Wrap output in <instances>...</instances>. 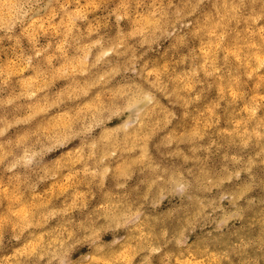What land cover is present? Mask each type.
<instances>
[{"label":"rangeland","instance_id":"obj_1","mask_svg":"<svg viewBox=\"0 0 264 264\" xmlns=\"http://www.w3.org/2000/svg\"><path fill=\"white\" fill-rule=\"evenodd\" d=\"M157 167L264 179V0H0V264H264L247 171L221 189L244 197L221 232L177 246L168 199L85 242L115 173L139 201Z\"/></svg>","mask_w":264,"mask_h":264},{"label":"clouds","instance_id":"obj_2","mask_svg":"<svg viewBox=\"0 0 264 264\" xmlns=\"http://www.w3.org/2000/svg\"><path fill=\"white\" fill-rule=\"evenodd\" d=\"M190 162V160H185L184 165ZM110 171L108 168H103L100 171L98 166L97 171L90 173L88 183H96L100 189H103L104 181ZM242 171L249 173V191H254L257 188L264 190V179L251 175L250 169L237 170L213 179L203 167L198 169L157 167L152 170L151 176L147 179L148 194H145L139 201H129L127 181L131 180L132 177L129 175L122 181L119 178V173H115L117 179L114 188L122 195L116 197V207L108 204L105 208L98 209L92 214V222L83 233L85 242L95 244L99 242L101 234L116 233L123 229L134 228L137 224L142 223L141 217L144 215L146 207L155 209L168 199H178L182 205H185V208L180 209L185 216V227L180 232L179 237L173 238L177 246H182L186 242V232L194 233L197 228L204 229L214 226L213 231L221 232L229 220L243 219L241 209L237 205L239 200L244 197L221 191L225 182H231L233 179L240 180ZM214 190L219 193L217 196L213 195ZM136 191L138 192V189ZM224 200H228L236 210L231 214L217 216L216 213L224 212L222 207ZM246 203L249 208H252L264 204V200L253 198L247 200ZM164 235L166 236L167 233ZM208 236H212V232H209ZM119 242V239L114 236L112 243L115 245ZM247 247L248 245H241L238 250L243 251Z\"/></svg>","mask_w":264,"mask_h":264}]
</instances>
